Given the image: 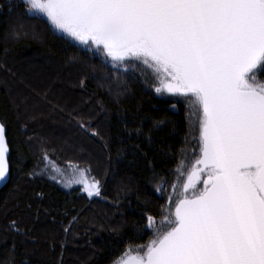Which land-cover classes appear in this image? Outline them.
Segmentation results:
<instances>
[{
	"label": "trees",
	"instance_id": "16d2710c",
	"mask_svg": "<svg viewBox=\"0 0 264 264\" xmlns=\"http://www.w3.org/2000/svg\"><path fill=\"white\" fill-rule=\"evenodd\" d=\"M0 121L11 167L0 191V264H112L151 237L165 202L157 185L189 136L182 103L60 36L22 0H0ZM44 147L89 161L101 195L33 178ZM70 224L76 236L66 235Z\"/></svg>",
	"mask_w": 264,
	"mask_h": 264
},
{
	"label": "snow or ice",
	"instance_id": "6c2138e0",
	"mask_svg": "<svg viewBox=\"0 0 264 264\" xmlns=\"http://www.w3.org/2000/svg\"><path fill=\"white\" fill-rule=\"evenodd\" d=\"M22 3L26 14L46 17L114 64L148 65L156 93L186 100L200 155L181 190L172 186L175 199L168 198L143 254L127 250L119 264H264V82L257 80L264 71V0ZM201 173L207 178L197 189ZM8 177L0 123V182ZM77 183L89 197L101 195L99 180ZM146 219V227L156 225Z\"/></svg>",
	"mask_w": 264,
	"mask_h": 264
},
{
	"label": "water",
	"instance_id": "95a60500",
	"mask_svg": "<svg viewBox=\"0 0 264 264\" xmlns=\"http://www.w3.org/2000/svg\"><path fill=\"white\" fill-rule=\"evenodd\" d=\"M53 29L54 31L59 34L60 36L65 37L66 39H68L69 41H71L72 43L76 44L77 46L81 47L82 49L93 53L95 55H98L102 61L104 63H106L107 65L111 66V67H117V68H124L127 70H136L139 72V74H141L144 79H146L149 83H150V88L149 90L152 92L153 95H155L156 97L163 99V100H168L171 102H176V103H182L185 106V117L188 123V127H189V136L187 139V144L186 147L181 155V158L179 160V164L177 166V168L175 169L174 173L172 174V176L170 177L168 183L166 184V191L164 192V209H163V213L167 212L169 210V203H168V198L172 197L173 199H175V194L172 191V186L175 185L177 192H179L181 190L180 185L182 183H187V174L191 171V168L194 165L195 159L200 155L199 153V144H198V134H196L195 129L193 130L194 135L190 138V124L192 123V121H189L188 117V109H187V103L185 98L183 97H176L167 93H156L155 92V87L159 86L158 84V80L157 77L155 75L154 69L149 67L148 65L143 64L141 61H125L123 62V64H114L110 58H107L104 56L103 53H100L98 51H96L94 49V47L92 49H89L86 45L81 44L79 41L68 37L65 33H62L60 31H58L57 29H55V27L53 25H51V23L47 20L46 17L41 16ZM257 80L259 82L260 81L258 78ZM187 110V113H186ZM0 123H2L0 121ZM5 136L7 139V133H6V127H5ZM8 142V139H7ZM193 143V146H192ZM190 145V147L188 148V146ZM9 156H10V147L8 144V164H9V177L6 181L0 182V191L7 185V183L10 180V176H11V167H10V162H9ZM195 167L199 168L202 167V165H195ZM180 168L182 170V175H177V169ZM206 175L204 173L200 174L199 177V183L196 184V188L197 189H202L203 187V181L206 179ZM179 180V182H178ZM168 191V193H167ZM189 194H191V190H189ZM95 197V196H93ZM90 197V198H93ZM164 217L161 215V218L159 219L158 225L157 227H160L163 223ZM154 238V232L152 233L151 237L142 245L139 246H134L131 247L127 250H131L130 255L131 256H136L137 254L142 255L143 254V249L144 246H146L149 241ZM126 250V251H127ZM124 251L112 264H119V260L121 259V257L124 255V253L126 252Z\"/></svg>",
	"mask_w": 264,
	"mask_h": 264
},
{
	"label": "rangeland",
	"instance_id": "374dc122",
	"mask_svg": "<svg viewBox=\"0 0 264 264\" xmlns=\"http://www.w3.org/2000/svg\"><path fill=\"white\" fill-rule=\"evenodd\" d=\"M134 71L143 78L144 83L148 86V88H150V83L146 79H144V77L139 74L138 71ZM79 125L81 126L83 131H89V123L85 124L83 122H80ZM193 130L194 129L190 127V138L194 135ZM189 147L190 145L188 146V148ZM61 149L54 150L53 148L44 147L42 157L39 163H37L32 177H39L42 179L50 180L66 191L78 190L83 191L87 195V192L85 191V184L77 183V181L83 179L91 182L93 180V178L91 177V170L89 169V161L79 159L71 160V158H67L66 155H63L60 152ZM54 155H56L58 158H56ZM168 181L163 185H161V183L157 185V189H159L162 194H164V192L166 191L165 187ZM77 227L78 224H70L65 229L66 235L70 233V235L76 236L75 231ZM66 241L68 242V240Z\"/></svg>",
	"mask_w": 264,
	"mask_h": 264
},
{
	"label": "flooded vegetation",
	"instance_id": "af4514ba",
	"mask_svg": "<svg viewBox=\"0 0 264 264\" xmlns=\"http://www.w3.org/2000/svg\"><path fill=\"white\" fill-rule=\"evenodd\" d=\"M257 78L260 81L264 82V71L259 72L258 75H257Z\"/></svg>",
	"mask_w": 264,
	"mask_h": 264
}]
</instances>
